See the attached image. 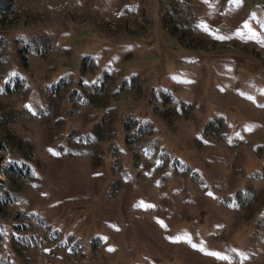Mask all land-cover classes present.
Here are the masks:
<instances>
[{"label": "rangeland", "instance_id": "obj_1", "mask_svg": "<svg viewBox=\"0 0 264 264\" xmlns=\"http://www.w3.org/2000/svg\"><path fill=\"white\" fill-rule=\"evenodd\" d=\"M22 5L44 18L0 30V264H264V0Z\"/></svg>", "mask_w": 264, "mask_h": 264}, {"label": "built area", "instance_id": "obj_2", "mask_svg": "<svg viewBox=\"0 0 264 264\" xmlns=\"http://www.w3.org/2000/svg\"><path fill=\"white\" fill-rule=\"evenodd\" d=\"M36 14L37 21L44 18V13L41 10L35 8H29L26 6H21L16 9H13L8 12H0V28L1 29H11L14 26L19 25L22 20L21 18H26V20H30L32 16ZM36 226L40 228L47 236H50V232L42 227L40 223H36ZM59 238V236H58ZM85 245L88 244L90 246L88 239H84ZM79 252H76L70 255V259L72 263L77 264L79 263Z\"/></svg>", "mask_w": 264, "mask_h": 264}, {"label": "trees", "instance_id": "obj_3", "mask_svg": "<svg viewBox=\"0 0 264 264\" xmlns=\"http://www.w3.org/2000/svg\"><path fill=\"white\" fill-rule=\"evenodd\" d=\"M15 1L16 0H0V12H6L10 10ZM0 38H1V35H0Z\"/></svg>", "mask_w": 264, "mask_h": 264}]
</instances>
